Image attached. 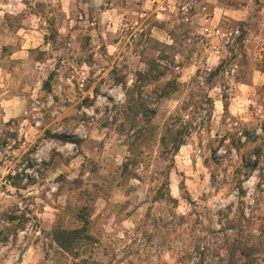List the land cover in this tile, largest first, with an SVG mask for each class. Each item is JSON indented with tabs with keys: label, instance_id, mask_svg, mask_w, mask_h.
<instances>
[{
	"label": "clouds",
	"instance_id": "clouds-1",
	"mask_svg": "<svg viewBox=\"0 0 264 264\" xmlns=\"http://www.w3.org/2000/svg\"><path fill=\"white\" fill-rule=\"evenodd\" d=\"M0 264H264V0H0Z\"/></svg>",
	"mask_w": 264,
	"mask_h": 264
},
{
	"label": "rangeland",
	"instance_id": "rangeland-1",
	"mask_svg": "<svg viewBox=\"0 0 264 264\" xmlns=\"http://www.w3.org/2000/svg\"><path fill=\"white\" fill-rule=\"evenodd\" d=\"M157 15L159 16V15H161V13H157ZM117 43H119V41H117ZM112 45H110V47H111ZM218 103H222V102H218Z\"/></svg>",
	"mask_w": 264,
	"mask_h": 264
}]
</instances>
